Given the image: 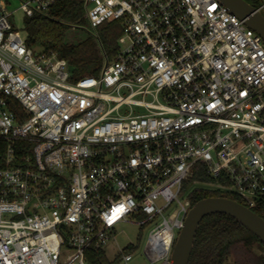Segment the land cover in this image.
Returning a JSON list of instances; mask_svg holds the SVG:
<instances>
[{
  "label": "built area",
  "instance_id": "obj_1",
  "mask_svg": "<svg viewBox=\"0 0 264 264\" xmlns=\"http://www.w3.org/2000/svg\"><path fill=\"white\" fill-rule=\"evenodd\" d=\"M18 1L49 18L64 0ZM82 2L90 35L114 21L122 34L98 76L73 81L0 0V264H89L123 224L171 264L194 190L264 210V40L219 0ZM200 164L213 182L191 183Z\"/></svg>",
  "mask_w": 264,
  "mask_h": 264
},
{
  "label": "trees",
  "instance_id": "obj_2",
  "mask_svg": "<svg viewBox=\"0 0 264 264\" xmlns=\"http://www.w3.org/2000/svg\"><path fill=\"white\" fill-rule=\"evenodd\" d=\"M253 6L258 7L257 4ZM84 15L82 0H64L52 10L49 18L32 17L25 20L27 46L39 48L46 53H57L60 59L69 63L73 81L86 76H98L105 56L110 61L116 57L117 40L122 34L120 23L114 21L99 26V41L89 34L71 41V29L63 23L85 26L87 21ZM198 168L191 183L214 181L206 174L202 164ZM211 197L228 198L243 204L236 196L203 188L194 190L190 196L193 206ZM254 212L264 219V210ZM130 251L131 249L126 250V253ZM87 256L89 264H120L122 260L121 255H116L111 261L106 251L91 250ZM189 264H264V244L229 216L209 215L199 226Z\"/></svg>",
  "mask_w": 264,
  "mask_h": 264
},
{
  "label": "water",
  "instance_id": "obj_3",
  "mask_svg": "<svg viewBox=\"0 0 264 264\" xmlns=\"http://www.w3.org/2000/svg\"><path fill=\"white\" fill-rule=\"evenodd\" d=\"M240 20L264 40V15L259 7L246 0H219ZM222 214L236 220L264 244V219L239 202L223 197H211L196 203L185 220L171 254V264H189L199 226L204 218Z\"/></svg>",
  "mask_w": 264,
  "mask_h": 264
},
{
  "label": "rangeland",
  "instance_id": "obj_4",
  "mask_svg": "<svg viewBox=\"0 0 264 264\" xmlns=\"http://www.w3.org/2000/svg\"><path fill=\"white\" fill-rule=\"evenodd\" d=\"M9 2V9L12 12L11 16V23L15 27L17 31H19L23 37H27L26 28V17L22 12L20 6V2L18 0H7ZM258 7L262 6L264 0H257L256 1ZM262 14L264 15V8H262ZM87 21V20H86ZM85 30H71L70 39L71 41H76L77 39L83 38L88 35V32H92V28L90 23L87 21L85 26H82ZM88 31V32H87ZM98 31V30H97ZM90 35V34H89ZM94 40H97L94 36L90 35ZM106 92H110V90H106ZM121 96H128L131 94V90L128 88L121 89L120 93ZM136 99L142 100V97H137ZM134 114L140 115L144 113V109L142 108H134ZM121 112H128V109H123ZM139 220H142L139 219ZM118 237L117 243L110 244L107 249L108 258L113 261L116 257V253L118 248L121 249L127 248L130 244L135 245L138 247V252L134 256V260L130 264H151L148 259L146 258L144 251L147 245L148 239V230H144L139 226L130 225V224H123L118 229ZM119 246V247H118Z\"/></svg>",
  "mask_w": 264,
  "mask_h": 264
},
{
  "label": "flooded vegetation",
  "instance_id": "obj_5",
  "mask_svg": "<svg viewBox=\"0 0 264 264\" xmlns=\"http://www.w3.org/2000/svg\"><path fill=\"white\" fill-rule=\"evenodd\" d=\"M248 3H250L251 5H255L256 4V0H246Z\"/></svg>",
  "mask_w": 264,
  "mask_h": 264
}]
</instances>
